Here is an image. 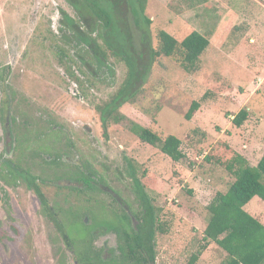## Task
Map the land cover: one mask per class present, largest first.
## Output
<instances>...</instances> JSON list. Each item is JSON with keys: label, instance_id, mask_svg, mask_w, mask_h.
Instances as JSON below:
<instances>
[{"label": "rangeland", "instance_id": "rangeland-1", "mask_svg": "<svg viewBox=\"0 0 264 264\" xmlns=\"http://www.w3.org/2000/svg\"><path fill=\"white\" fill-rule=\"evenodd\" d=\"M62 9L74 14L64 0H0V153L41 175L52 205L77 210L84 224L100 226L91 241H83L89 228L80 221L68 224L72 213H61L78 250L91 246L110 251L118 245L116 233L102 229L108 217L115 218L113 212L126 211L136 222L133 211L139 210V201L130 162L167 229L156 235L155 264H189L204 243L207 205L234 180L223 167L207 162V153L218 139L252 165L264 153V0H147L153 48L162 29L179 41L197 30L210 44L199 68L187 72L178 55L157 56L149 64L150 46L136 42L132 56L139 60L138 71L119 109L126 119L112 122L107 137L95 105L125 85L129 65L110 52L108 64H99L82 48L70 56L74 62L61 60L62 47L75 52L61 40ZM129 16L130 33L140 41L138 24L131 12ZM194 100L201 106L188 120L185 115ZM244 107L248 118L236 126L233 117ZM131 121L162 138L179 137L185 159L174 161L142 142L130 131ZM55 155L59 159L53 165ZM83 161L97 169L96 179L102 176L105 185L82 191L65 186L81 182L57 180ZM3 168L0 165V198L6 201L0 202V264H77L76 254L43 214L36 194L8 179ZM245 209L264 224L261 198L255 196ZM225 257L212 242L195 264H220Z\"/></svg>", "mask_w": 264, "mask_h": 264}, {"label": "trees", "instance_id": "trees-1", "mask_svg": "<svg viewBox=\"0 0 264 264\" xmlns=\"http://www.w3.org/2000/svg\"><path fill=\"white\" fill-rule=\"evenodd\" d=\"M66 2L73 8L74 14L62 9L60 36L63 44L74 48L75 52L71 53L62 47L59 52L61 60L69 58L74 62V58L70 56L78 55V49L82 48V50L90 51L91 56L99 64H108V52H110L114 56L123 58L129 65L125 85L110 99L95 105L105 137L108 136L112 122L119 123L126 119L119 109L126 100L127 89L133 83L138 71L139 60L132 56L136 42L139 44L137 46H150L152 58L149 59V64L157 56L178 55L182 67L187 72H194L199 68L201 56L210 44L209 38L197 30L191 31L179 41L162 29L157 35L158 47L153 48L149 34L151 19L145 14L147 0H66ZM123 6L127 7L124 9ZM130 12L135 23L138 24L140 41H137L130 33L129 19H132L129 16ZM78 57L83 65L88 64L82 57ZM70 75L77 82L81 81L74 72L70 71ZM200 106L201 102L194 100L185 115L186 119H191ZM248 115V109L242 108L234 115L233 124L241 126ZM129 129L142 142L158 147L172 160L185 159L182 140L179 137L168 134L162 138L150 127L135 121L130 122ZM58 159L59 156L55 155L50 163L56 165ZM205 160L223 167L233 176L234 180L227 191L217 192L207 205L210 215L202 235L204 243L197 252L191 255L189 264H195L203 250L207 249L212 242L226 252V257L220 264H264V224L245 209V206L255 196L264 201V153L257 164L252 165L248 158L234 149L231 144L218 139L205 156ZM0 165L4 166L2 172H6L8 179L12 178L15 184L24 183L36 194L43 214L62 235L65 246L76 254L79 264H107L99 257V250L92 252L88 247L77 249L74 239L66 229L67 222L61 219V213L66 212L65 214L68 215L71 212L73 216L71 221L81 222L79 212L77 210L63 211L60 207L52 205L42 188L45 180L41 175L33 172L31 165L25 163L26 166H23L22 163L16 162L11 157L8 158L3 153H0ZM129 169L139 201V210L133 211L136 222L134 223L132 217L124 211L120 215L113 212L115 218L109 219L108 217L105 221L103 220L105 222L103 225L105 229L109 228L117 234L118 250L123 254V262L155 264L156 235L158 232L165 233L167 229L160 220L159 207L154 204L145 185L136 176L135 167L130 162ZM97 175V169L90 162L83 161L66 170L63 178L57 180L82 183L65 185L69 188L94 190L99 189L100 184L105 185L106 183L100 175L96 179ZM6 176L4 180L8 182ZM0 202L6 201L0 198ZM94 214L98 216L97 213L94 212ZM91 252L97 255L93 256Z\"/></svg>", "mask_w": 264, "mask_h": 264}, {"label": "flooded vegetation", "instance_id": "flooded-vegetation-1", "mask_svg": "<svg viewBox=\"0 0 264 264\" xmlns=\"http://www.w3.org/2000/svg\"><path fill=\"white\" fill-rule=\"evenodd\" d=\"M65 2H66V0H64ZM67 4H68V2H66ZM69 5V4H68ZM70 6V5H69ZM71 7V6H70ZM72 8V7H71ZM73 9V8H72ZM74 11V10H73ZM8 158H9V156H8ZM17 184V183H16ZM83 190H85V189H82V191ZM120 203H121V201H120ZM124 206V205H123ZM55 207H57V206H55ZM71 211V210H70ZM72 220V219H71ZM70 219L68 220V222L69 223H71V222H73V221H71ZM82 222V221H81ZM83 224H84V222H82ZM84 225H86V224H84ZM88 228H89V230H88V236H86L85 237V239H81V240H89V241H91V239H93V235L95 234V233H98L100 230V226L98 227V224H93V225H90V226H88V225H86ZM57 229V228H56ZM102 229H104V230H106L105 228H103L102 227ZM103 230V231H104ZM102 233H105V232H102ZM61 235V234H60ZM117 235V234H116ZM61 237H62V235H61ZM62 240H63V237H62ZM64 241V240H63ZM65 243V242H64ZM88 248L93 252L94 250H99V252H98V255H99V257H101L103 260H105L106 262H107V264H130L129 262H123L122 261V257H123V254L118 250V248H119V244L115 247V248H111L110 249V251H105V249L107 250V248L105 247V248H100V249H95L94 247H91V246H88ZM93 248V249H92ZM102 250H103V252H102ZM92 252H91V255H93V256H96L97 255V253H93L92 254ZM156 261V260H155ZM77 264H79L78 263V261H77Z\"/></svg>", "mask_w": 264, "mask_h": 264}]
</instances>
